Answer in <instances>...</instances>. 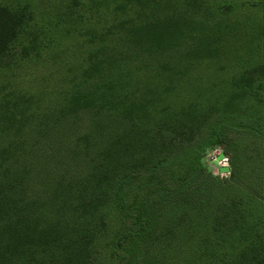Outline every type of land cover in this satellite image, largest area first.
Returning <instances> with one entry per match:
<instances>
[{"label":"trees","instance_id":"1","mask_svg":"<svg viewBox=\"0 0 264 264\" xmlns=\"http://www.w3.org/2000/svg\"><path fill=\"white\" fill-rule=\"evenodd\" d=\"M25 6L0 3V264H264V213L249 235L234 202L233 211L194 219L195 208L157 211L150 197L123 194L128 177L119 166L130 147L142 145L138 134L126 143L109 139L93 155L87 138L58 156L34 153L36 146L54 150L53 128L79 125V113L90 115L97 131L110 128L103 120L114 115L153 123L159 111L142 117L141 104L163 101L175 86L217 66L203 49L219 41L218 22L195 32L185 0H25ZM72 7L91 12L76 15ZM31 10L38 21L20 51L23 60L3 63L30 27ZM66 38L85 39L87 47L64 49ZM67 52L77 67H67ZM246 86L252 89L250 81ZM256 109L251 131L263 151L264 187V106ZM210 130L217 142L221 135ZM187 150L191 164L177 182L198 169L197 151ZM236 168L231 161L232 181ZM257 204L264 209V202Z\"/></svg>","mask_w":264,"mask_h":264},{"label":"rangeland","instance_id":"2","mask_svg":"<svg viewBox=\"0 0 264 264\" xmlns=\"http://www.w3.org/2000/svg\"><path fill=\"white\" fill-rule=\"evenodd\" d=\"M185 2L189 5L188 17L198 25L195 32L204 34L210 23L218 22L219 41L203 49L204 54L216 57L217 66L212 70L213 65H208L199 72L200 76L188 79L181 89L175 86L163 101L154 99L141 104L137 111L142 117H146L145 113L159 111L153 123H138L129 116L114 115L116 120H103L110 128L97 131L91 116L79 113L80 126L59 124L53 128L51 134L57 136L54 150L36 146L34 153L41 154L44 150L46 153L41 157L58 156L75 139L87 138L88 145L94 144L90 151L93 155L108 148L109 139L122 137L126 143L128 137L138 134L142 145L130 147L119 166L128 177L123 194L138 201L150 197L149 206L157 211L168 207L187 213L188 209L195 208L194 219L224 212L235 203L234 211L231 210H239V222L246 223L244 227L250 235L255 228H260L256 217L264 213L257 204L264 202L260 180L263 151L257 149V137L251 131L257 124L254 122L257 105L264 106V0ZM0 3L13 9L27 8L25 0H0ZM69 11L76 15L91 12L74 7ZM32 13L30 27L8 49L3 63L23 60L20 51L29 39L27 33L34 32L38 21L35 12ZM83 25L88 30L87 22L83 21ZM94 35L100 37V32L96 30ZM65 42L64 49H68L70 43L83 44L81 50L87 47L85 39L66 38ZM66 63L68 68L71 64L77 67L78 59L67 52ZM3 71L1 68L0 79ZM248 81L250 91L246 86ZM255 85L256 91L253 90ZM3 91L0 88V99L5 94ZM239 117L243 118L241 125L236 123ZM247 119H252L253 123H247ZM186 122L192 123L191 130L184 128ZM212 126L221 135L217 142L210 132ZM120 147L126 151L123 145ZM188 148L199 155L198 169L177 182L175 178L191 164ZM131 155L136 157L133 161ZM231 161L237 166L234 181L231 180Z\"/></svg>","mask_w":264,"mask_h":264}]
</instances>
